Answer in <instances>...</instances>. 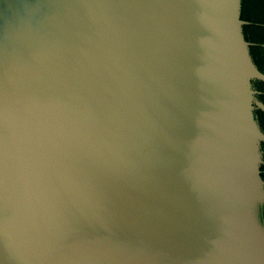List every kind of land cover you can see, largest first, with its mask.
Here are the masks:
<instances>
[{"label":"water","instance_id":"water-1","mask_svg":"<svg viewBox=\"0 0 264 264\" xmlns=\"http://www.w3.org/2000/svg\"><path fill=\"white\" fill-rule=\"evenodd\" d=\"M242 3L0 0V264H264Z\"/></svg>","mask_w":264,"mask_h":264},{"label":"trees","instance_id":"trees-1","mask_svg":"<svg viewBox=\"0 0 264 264\" xmlns=\"http://www.w3.org/2000/svg\"><path fill=\"white\" fill-rule=\"evenodd\" d=\"M241 17L250 22L244 26V34L248 41L254 43L251 46V54L260 70L264 72V0H243ZM253 83L260 91L259 99L264 102V81L254 80ZM256 115L264 131V111L258 109ZM262 147L264 151V142ZM261 170L264 178V165Z\"/></svg>","mask_w":264,"mask_h":264}]
</instances>
